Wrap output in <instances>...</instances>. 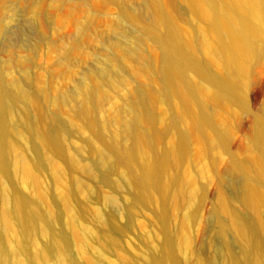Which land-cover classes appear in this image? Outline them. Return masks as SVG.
<instances>
[{"label":"bare ground","instance_id":"bare-ground-1","mask_svg":"<svg viewBox=\"0 0 264 264\" xmlns=\"http://www.w3.org/2000/svg\"><path fill=\"white\" fill-rule=\"evenodd\" d=\"M184 1L190 8L193 18L200 23L199 50L208 54L212 64L229 69L231 74L225 78L215 76L210 67L195 54L189 35L175 24L167 10L158 6L153 0H146L143 3V10H151L155 16L153 21L144 27V30L159 48L158 67L155 71L160 87L156 93L153 92L156 94L154 95L142 86H137L133 93L127 96L122 116L117 118L118 123L112 124L113 130L107 129L110 128L108 123L96 121L92 118L93 113L90 114V110L92 111V107L98 101V94L90 88L83 91L82 101L73 108V116H77L84 122L91 131L89 133H92V140L99 145V151L95 157L92 154L94 158L89 160L88 167L86 166L88 175L92 176V180L95 177L107 184L111 190V194L102 197L101 201L104 209H107L106 212L114 206H121L120 195L127 196L130 200V206L123 207L127 221L130 220L132 206L151 205L153 207L163 238L158 246L152 247V250L146 252L143 250L145 252L144 257H141L143 262L139 264H211L212 262L216 264V261L219 264H264V233L253 217H245L246 219L242 221L241 217L239 219L238 216L233 217L232 215L233 227L237 226L236 229H231L235 230L236 235H234L237 237L235 251L224 243L222 249L217 250V252L220 251L217 254L215 249L213 253L207 245L208 250L205 257L195 258L192 262L188 260L193 255L190 250L191 240L183 234L182 224L191 225L196 220L197 201L189 206L185 216L181 217L182 219L184 217L185 221L181 220L182 224L180 222L179 228L176 226L171 229L170 227L169 209L173 206L175 208L172 210H176V205L180 201L183 202L185 178L182 181L177 169L183 162L182 155L186 154L184 151L188 146L187 143L192 138L195 141L197 139L219 146H222L224 142V135L219 126L227 121L225 118L222 120L224 122L220 120V124H214L211 121L210 115L205 110L207 97L210 94L217 104L231 103L242 97L241 82L244 84L246 62L256 48L255 40L264 39V0ZM125 31L124 29L123 35L121 31L116 36L117 44L121 46L123 52L132 56L138 53L137 50L144 41V37L143 40L141 38V42L140 38L134 39ZM120 35L123 39L118 37ZM98 66L97 70L92 69L90 74L97 76L107 84H112L121 76V67L113 59H106ZM149 68L150 63L147 62L143 69ZM4 74L7 73H3L0 65V264H92L88 261L89 256L86 260L84 259V262L76 261L78 256H72L69 249L73 241L75 242V236H79L84 244H93V246H87H92L91 248L99 257L104 255L105 251H112L115 246L112 233L116 225L114 220H111V216L108 217L107 213L100 215L97 210L99 216H96L98 214L95 212L96 217H91L85 205L77 202L73 215L75 221L72 220L75 224L71 223L65 228L57 221L60 215L59 205L56 204L53 210L46 201L47 195L43 196L46 190L42 192V190L35 189L37 193L33 190L35 195H40L36 203L31 198L20 196L17 193L19 183L31 186L30 189L37 188L40 183L38 178L34 177L36 173L34 174L33 166L27 158H31L33 163H41V154L45 148L47 150L50 148L54 154L64 157L62 140L70 132V120L68 123L63 122L49 114L43 116V111L42 113L39 111V115L29 121L26 112L34 103L33 107H36L35 100L38 94L27 91L25 85L27 81L23 80L27 77L13 80L9 75ZM232 74H236L237 77L235 78ZM153 97L167 105L172 98L178 103L170 109V125L175 134L172 138L175 137V141L173 138L171 140L173 142L166 148L155 146V141L158 144L159 138H157L158 141L155 140L156 135L150 129L155 123L152 107L156 99ZM15 127L20 128L19 135L16 134ZM198 144L200 148L201 145ZM18 146H23L29 155L20 153L18 149L22 150V148ZM252 146L259 150L264 160V133H259L254 137ZM89 148L91 146L87 147L88 152ZM91 152H93L92 148ZM89 155L91 156V153ZM179 162L181 163L178 164ZM85 165H87L86 162ZM235 165L237 171L243 176L253 177L249 181L257 185L261 183L264 186V163L262 161L253 159L252 164L260 172L239 163ZM69 166L71 168V165ZM93 181L96 182V180ZM242 186L245 188L243 203L254 212V215H257L261 207H264V187L255 188L248 181H243ZM76 193H78L77 190ZM93 195L99 196L98 190H93ZM69 197L72 198L71 191ZM70 198L66 199L70 200ZM66 203L63 201V207ZM171 217V219H176V216L171 215ZM85 220L91 224L101 220L102 223H107V226L98 229L88 227V225L86 227V224L82 223ZM222 231L223 227L221 233ZM9 245L13 246L11 253L7 251ZM80 245L82 244L78 243V246ZM79 252L82 251L79 250ZM91 252L93 254V251ZM128 260L131 259L128 258ZM121 262L127 263L124 260ZM130 263L137 264L132 261Z\"/></svg>","mask_w":264,"mask_h":264},{"label":"rangeland","instance_id":"rangeland-1","mask_svg":"<svg viewBox=\"0 0 264 264\" xmlns=\"http://www.w3.org/2000/svg\"><path fill=\"white\" fill-rule=\"evenodd\" d=\"M153 1L166 9L175 24L189 35L195 54L210 67L215 76L225 78L231 74L229 69L212 64L208 54L199 50L200 23L193 18L184 0ZM144 2L146 0H0V65L3 73H7L6 75L13 80L27 77L23 79L28 82L25 83L27 91L38 94L35 101L39 106L33 107L35 104L33 102L32 109L29 108L26 112L28 114L26 117L29 121L34 120L39 115V111L40 113L43 111V116L49 114L63 122L68 123L70 120L71 124L70 132L62 140L64 157H59L50 148L48 150L45 148L40 159L42 164L40 162L35 164L33 160L31 162V158H27L33 166L34 174L37 175L34 177L38 178L40 183L37 188L32 187L33 189H30L31 186L19 183L17 193L31 198L36 203L40 195L35 193L46 190L48 194L46 191L44 195L40 193L43 196L47 195L46 201L52 209H55L56 204L59 205L60 215L57 221L62 227L70 226L75 221L73 215L77 202L85 205L91 217L95 218L101 213H107L116 225L112 233L115 243L113 249L116 248L105 251L100 257L92 249V243L84 244L79 236H75V242L73 241L69 252L72 256H78L76 261L84 262V259L86 260L89 256L88 261L92 264H132L131 261L139 264L143 262L141 257H144L147 250H152L154 245L156 247L162 242L160 224L151 205L132 206L130 220L127 221L123 207L130 206V200L127 196L120 195L122 207L114 206L115 209L112 207L106 212L107 209H104L101 201L102 197L111 194V190L107 184L95 177L93 180L96 182L93 181L87 170L89 160L99 151V145L92 140V133H89L91 131L84 122L77 116H73V108L82 101L83 91L86 88L93 89L98 94V101L92 107V111L90 110V114L93 113L92 118L96 121L108 123L110 128L107 129L113 130L112 124L118 123L117 118L122 116L127 96L132 94L137 86H142L152 94L159 90L160 83L155 70L158 67L160 52L144 30V27L153 21L155 15L151 10H143ZM124 29L134 39L142 38L143 40L144 37L137 54L127 55L117 44L116 36L121 31L123 35ZM254 45L256 48L246 62L244 84L241 82L242 97L231 103L217 104L209 94L205 103V110L214 124H220L223 118L227 121H222L226 123L223 124L224 127L219 126L224 135L222 146L201 140L200 142L197 139L195 141L191 137L193 141L190 139L187 143L188 146L184 151L186 154L182 155L183 162L181 161L182 164L177 169L182 181L185 178L183 181L185 192L183 202L175 204L179 212L177 207L176 210L173 209L175 211L172 210L175 208L173 206L169 209L171 229L176 226L179 228L178 226L182 224L181 220H184V217L183 219L181 217L185 216L189 206L195 201L198 203L196 220L191 225L182 224L183 234L191 240L190 250L193 255L188 259L190 262L195 258H204L208 250L207 245L213 253L217 254L220 253L217 250H221L224 243H227L231 250L237 249L236 233L235 230L232 231L237 226L233 227L232 215L238 216L239 219L241 217L242 221L253 217L264 233V207H261L257 215L253 214L254 212L243 203L245 188L242 184L243 181H248L255 188L264 186L261 183L257 185L249 181L253 177L243 176L237 171L235 165L239 163L260 172L252 165L253 159L264 163L259 150L252 146L254 137L264 133V39L255 40ZM106 59L115 60L121 67V76L112 84H107L90 74L92 69L96 71L99 68L98 65ZM143 62L145 64L149 62L150 68L143 69L145 66ZM232 76L237 77L236 74ZM156 97H153L156 100L154 99L152 107L155 123L150 129L156 135L155 140L158 141L157 138H159L160 141H158L159 145L155 141V146L166 148L175 141V137L172 138L175 134L170 125V109L178 103L172 98L167 105ZM14 130L17 135L21 132L19 127H15ZM91 143L96 144L93 146ZM198 143L201 145L200 148ZM88 146H91L94 153L91 152V148L88 152ZM18 147L22 148V150L18 149L20 153L29 155L23 146ZM85 162L87 165L84 166ZM83 168L85 170H82ZM62 174L65 178H62ZM39 185L40 188H38ZM187 186L192 191L189 192ZM35 189L39 190L36 192ZM95 189L98 190L99 196L93 195ZM70 191L73 199L69 197ZM67 193L68 196H66ZM63 201L67 202L65 207H63ZM171 215L176 216V219H171ZM102 221L105 220L102 219ZM102 221L91 224L85 220L82 223L94 229L106 228L107 223L103 222L105 223L103 224ZM74 224L75 222L72 223ZM185 231L188 233H184ZM207 241H210L209 244ZM78 243H81L82 247L78 246ZM87 245H92V248ZM7 251L11 253L13 246L9 245ZM121 257L123 259H120ZM123 260L127 263L121 262ZM217 263L219 264L218 261Z\"/></svg>","mask_w":264,"mask_h":264}]
</instances>
